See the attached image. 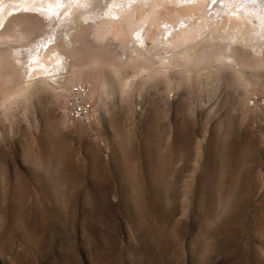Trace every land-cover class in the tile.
I'll list each match as a JSON object with an SVG mask.
<instances>
[{
    "label": "rangeland",
    "instance_id": "374dc122",
    "mask_svg": "<svg viewBox=\"0 0 264 264\" xmlns=\"http://www.w3.org/2000/svg\"><path fill=\"white\" fill-rule=\"evenodd\" d=\"M174 73L0 115V264H264V72Z\"/></svg>",
    "mask_w": 264,
    "mask_h": 264
},
{
    "label": "bare ground",
    "instance_id": "6f19581e",
    "mask_svg": "<svg viewBox=\"0 0 264 264\" xmlns=\"http://www.w3.org/2000/svg\"><path fill=\"white\" fill-rule=\"evenodd\" d=\"M249 1L0 0V115L76 85L124 99L174 72L177 87L214 71L260 86L264 1Z\"/></svg>",
    "mask_w": 264,
    "mask_h": 264
},
{
    "label": "built area",
    "instance_id": "2783aa9c",
    "mask_svg": "<svg viewBox=\"0 0 264 264\" xmlns=\"http://www.w3.org/2000/svg\"><path fill=\"white\" fill-rule=\"evenodd\" d=\"M68 116L75 123L89 121L94 113V104L90 98V90L86 85L73 88L68 101Z\"/></svg>",
    "mask_w": 264,
    "mask_h": 264
}]
</instances>
